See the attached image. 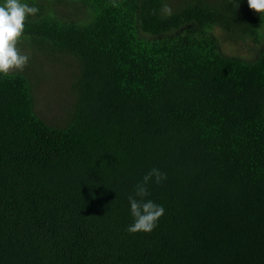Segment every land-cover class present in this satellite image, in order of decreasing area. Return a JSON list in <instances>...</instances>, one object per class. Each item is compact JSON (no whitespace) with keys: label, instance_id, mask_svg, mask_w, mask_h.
<instances>
[{"label":"trees","instance_id":"obj_1","mask_svg":"<svg viewBox=\"0 0 264 264\" xmlns=\"http://www.w3.org/2000/svg\"><path fill=\"white\" fill-rule=\"evenodd\" d=\"M73 1V19L23 2L35 65L68 75L64 119L39 115L28 69L0 74V264H264V16L247 0ZM152 168L167 179L144 199L164 215L130 234Z\"/></svg>","mask_w":264,"mask_h":264},{"label":"clouds","instance_id":"obj_2","mask_svg":"<svg viewBox=\"0 0 264 264\" xmlns=\"http://www.w3.org/2000/svg\"><path fill=\"white\" fill-rule=\"evenodd\" d=\"M250 10L259 16H264V0H247ZM171 14V9H165ZM39 9L29 6L21 0H5L0 5V74L7 75L14 71H23L30 57L19 49L18 42L22 39L25 22L29 16L37 14ZM167 179L166 173L152 168L136 185L134 198L129 195L130 213L133 223L126 229L130 234L151 233L157 226L158 220L164 215V208L152 200H145L149 195L147 185L150 181L160 184Z\"/></svg>","mask_w":264,"mask_h":264},{"label":"rangeland","instance_id":"obj_3","mask_svg":"<svg viewBox=\"0 0 264 264\" xmlns=\"http://www.w3.org/2000/svg\"><path fill=\"white\" fill-rule=\"evenodd\" d=\"M64 1L62 4L61 2ZM22 2L32 3L33 5H43V9L47 15L55 16L54 11H56L63 19L65 18H74V14L76 11L74 8L70 7L69 4L71 2H75L73 0H25ZM83 11L82 8H80ZM70 15V16H69ZM69 16V17H68ZM215 34L219 36L220 42L222 44V49L226 54L230 55H239V56H248L249 55V43L241 44V43H233L229 41H225L221 38L219 31L215 30ZM26 38L21 39L20 41L23 42L22 44L20 41L18 42V47L23 54H27L30 59L28 65L25 69H28V75H30L31 84L36 91L37 98H36V110L39 115L42 116L43 120L51 123H56L60 120H63V111L62 108L68 110L71 107V95L67 92L66 83L68 75L62 79V67L61 70L52 66L53 63H46L42 62V69L35 65L34 61L39 60L37 58L39 56V52L34 50V46L30 45V41L27 42ZM35 53V55H32ZM46 55V53H43ZM58 63V62H57ZM68 62L63 63L61 60L62 65H67ZM32 69H35V73L31 72ZM42 79V80H40Z\"/></svg>","mask_w":264,"mask_h":264},{"label":"crops","instance_id":"obj_4","mask_svg":"<svg viewBox=\"0 0 264 264\" xmlns=\"http://www.w3.org/2000/svg\"><path fill=\"white\" fill-rule=\"evenodd\" d=\"M187 1H191V0H168V4L170 8H173L175 6H180L181 4L187 2ZM204 3L207 4H215L218 1H223V0H201Z\"/></svg>","mask_w":264,"mask_h":264}]
</instances>
